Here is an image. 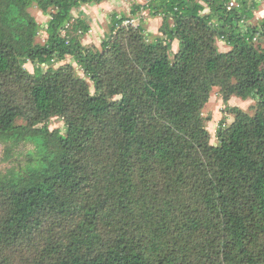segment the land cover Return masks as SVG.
<instances>
[{
	"label": "trees",
	"instance_id": "16d2710c",
	"mask_svg": "<svg viewBox=\"0 0 264 264\" xmlns=\"http://www.w3.org/2000/svg\"><path fill=\"white\" fill-rule=\"evenodd\" d=\"M104 1L0 0L3 159L33 145L0 173V264H264V0H146L160 35L114 12L84 44ZM213 87L234 115L215 144Z\"/></svg>",
	"mask_w": 264,
	"mask_h": 264
},
{
	"label": "rangeland",
	"instance_id": "374dc122",
	"mask_svg": "<svg viewBox=\"0 0 264 264\" xmlns=\"http://www.w3.org/2000/svg\"><path fill=\"white\" fill-rule=\"evenodd\" d=\"M146 0H107L101 3H92L81 6L80 10L84 13L85 19L90 25V30L82 38V42L88 45L100 46V43L105 36V33L108 31V25L110 21V16L112 13H124L130 16L131 20L126 23H131L132 25H137L138 23L144 22L143 26L147 33L151 35H160L159 27L162 23L161 17H150L148 10H143L138 12V16L132 18L130 10L132 5L135 3H145ZM29 11L36 18V20L41 23L43 26L46 25V22L49 18V15L43 14L35 7H31ZM79 9L74 10V13L77 14ZM8 17L12 18L16 14V10L10 5V9L7 12ZM264 17V2H261L257 10L254 11V17L249 20L248 23L256 24ZM46 37L44 30H40V36L37 37V40L43 42ZM218 48L222 51H226L228 46L217 40ZM172 53L177 51L178 41L175 39L172 42ZM69 59V58H68ZM26 68L32 72L33 65L28 62L26 63ZM91 91H93L91 89ZM229 107L240 108L249 114L254 112L255 100L253 99H242L237 96H232L228 101ZM202 115L206 118L205 125L210 133V142L212 144L216 143L215 132L218 127L220 120L225 119L226 124H230L233 121L234 115L230 112L222 100V97L219 93L217 87H213L209 96L207 103L205 104ZM60 127L62 122L58 118H54L50 122V127ZM33 145L31 143H21L16 147L12 154L10 160L3 159V145L0 143V173H3L5 170L9 169L12 164L23 163L24 153L28 149H32Z\"/></svg>",
	"mask_w": 264,
	"mask_h": 264
},
{
	"label": "built area",
	"instance_id": "2783aa9c",
	"mask_svg": "<svg viewBox=\"0 0 264 264\" xmlns=\"http://www.w3.org/2000/svg\"><path fill=\"white\" fill-rule=\"evenodd\" d=\"M234 4H235V1H234V0H231V1L229 2L228 8H231ZM127 22H128V21H127Z\"/></svg>",
	"mask_w": 264,
	"mask_h": 264
}]
</instances>
